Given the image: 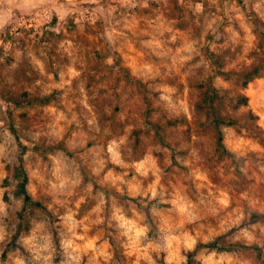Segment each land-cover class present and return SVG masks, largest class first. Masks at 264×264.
I'll return each mask as SVG.
<instances>
[{
  "label": "rangeland",
  "instance_id": "374dc122",
  "mask_svg": "<svg viewBox=\"0 0 264 264\" xmlns=\"http://www.w3.org/2000/svg\"><path fill=\"white\" fill-rule=\"evenodd\" d=\"M0 264H264V0H0Z\"/></svg>",
  "mask_w": 264,
  "mask_h": 264
},
{
  "label": "trees",
  "instance_id": "16d2710c",
  "mask_svg": "<svg viewBox=\"0 0 264 264\" xmlns=\"http://www.w3.org/2000/svg\"><path fill=\"white\" fill-rule=\"evenodd\" d=\"M42 100L46 101V100H48V98H44ZM243 100H244V103L247 104L246 97H244ZM213 120L215 121V124L217 127V147L220 151L227 152L226 146L224 144V138H223V132L221 130V125L227 124L228 121L221 118L216 113H213ZM20 149H21V152H20L21 156L19 157V163L14 170V178L16 180V192L18 195H20L23 198V202H24L25 206H32V205L41 206L40 203L35 202L32 199L30 193L28 192L27 184H28L29 179H28L27 171L23 165V158H22V154L25 150V147H23L21 145ZM207 246L214 247V246H216V244L211 243V244H208ZM241 247H243V246H241Z\"/></svg>",
  "mask_w": 264,
  "mask_h": 264
}]
</instances>
